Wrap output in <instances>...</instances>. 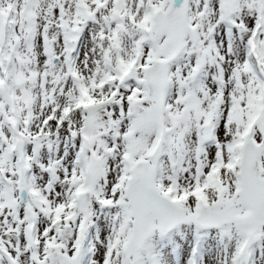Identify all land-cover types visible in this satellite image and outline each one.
I'll use <instances>...</instances> for the list:
<instances>
[{"label":"snow or ice","instance_id":"1","mask_svg":"<svg viewBox=\"0 0 264 264\" xmlns=\"http://www.w3.org/2000/svg\"><path fill=\"white\" fill-rule=\"evenodd\" d=\"M0 264H264V0H0Z\"/></svg>","mask_w":264,"mask_h":264}]
</instances>
